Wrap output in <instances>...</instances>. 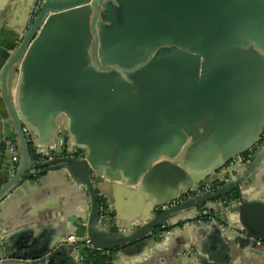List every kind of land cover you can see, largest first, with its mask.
Masks as SVG:
<instances>
[{
	"label": "water",
	"instance_id": "water-1",
	"mask_svg": "<svg viewBox=\"0 0 264 264\" xmlns=\"http://www.w3.org/2000/svg\"><path fill=\"white\" fill-rule=\"evenodd\" d=\"M34 2L28 6L20 31V46L0 78L22 154L18 151L21 166L17 164L12 179L0 187V200L22 178L59 169L75 172L78 178L72 179L91 191V225L112 235L107 243L100 242L92 236L90 226L86 239L106 253L162 232L169 225L168 217L182 210L195 208L199 219L209 220L218 210L206 207L208 203L215 202L220 207V201L227 199L229 210L242 204L240 185L252 175L256 158L264 148V0H44L30 19ZM73 37L78 39L72 49L77 62L86 66V77L95 82L90 86L84 84L83 78H71L65 72ZM91 43L89 57L86 49ZM101 59L109 66L104 67ZM32 66L43 81L35 90L42 99L26 97L17 112L6 90L9 70L15 68L18 78L29 80ZM136 72L143 73L138 78L143 80L146 91L131 94L132 102L120 101L125 94H116L113 99L106 92L105 84L112 78L118 88L136 87ZM76 81L83 85L63 88ZM60 91L64 95L62 102ZM142 95L150 101L145 106L139 99ZM258 107L261 110L256 112ZM60 111L68 112L75 121L76 147L64 137L62 147L48 154L37 152L39 160L32 162L22 128L28 130L31 142L39 129L44 142L53 129V114ZM136 113L146 115L135 117ZM152 113L158 116L156 125H164L157 135L143 133L154 118L147 114ZM130 116L136 119L133 124L138 123L137 128L128 127ZM181 129L190 134L191 140L180 157L188 152L196 157L200 169L190 163L185 166L184 161H158L161 154H178L188 138ZM167 141L173 143L174 149H161L162 142ZM33 145L36 149L37 145ZM249 150L253 153L244 163L243 176L236 171L243 163H235L222 177L211 178L212 173ZM78 151L81 153L76 156ZM118 171L136 175L128 178L134 182L142 177L145 187L156 196L182 187L175 197L155 199L151 214L202 182L218 186L159 214L149 225L144 220L123 224L107 198L92 186V180L101 182L103 174L116 176ZM98 197L107 207L102 222ZM7 258L2 238L0 264H5Z\"/></svg>",
	"mask_w": 264,
	"mask_h": 264
},
{
	"label": "crops",
	"instance_id": "crops-1",
	"mask_svg": "<svg viewBox=\"0 0 264 264\" xmlns=\"http://www.w3.org/2000/svg\"><path fill=\"white\" fill-rule=\"evenodd\" d=\"M32 2L33 0H0V78L4 67L20 46V31L29 11L28 6ZM69 42L71 54H69L65 72L71 78H83L84 84L89 86L94 84V80L85 75L86 66L77 62V55L72 51L78 39L73 37ZM86 53L89 57L92 56V43L86 49ZM103 62H105L104 67L109 66L106 61ZM92 66L97 71L94 63ZM33 70L35 69L32 66L29 80L18 78L15 68L9 70L6 90L17 112L22 109L26 97L35 95L42 99V94L39 96L35 90L42 85L43 81L41 76ZM87 70H89L88 67ZM59 72L62 75L63 71ZM138 73L136 72L137 88L130 87V90L122 86L118 88L115 85L116 79L110 78L111 80L105 84L106 92L113 99V96H117L116 94H125L120 101L132 102L131 94H142L146 91L143 80L138 78L143 76V73ZM83 82L76 81L75 84L70 82L63 88L82 86ZM59 95L62 102L64 95L61 91ZM141 98L139 99L144 106L150 102L143 99L144 95ZM259 110L261 107H258L256 112ZM152 114L147 116L149 118L154 116L155 119H150L143 133L157 135V130L160 131L164 125H156L158 116ZM144 115L146 114L136 113L135 117ZM130 117L128 127L137 128L138 123L136 126L133 124L136 119ZM53 123V129L46 141L40 140L39 129L34 133L30 145L35 154L37 152L48 154L57 147H62L64 137H68L76 147L77 137L74 134L73 117L65 111L56 112L53 114ZM183 133H186L188 138L181 145L178 154H161L158 161L174 163L184 161L185 166L190 163L195 166V169H200L196 157L188 152L180 157L191 140L188 132L183 130ZM0 137L2 139L0 141V187H2L13 177L10 158L6 153V143L12 142L18 145V151L20 155L22 154L16 126L3 99L1 83ZM33 143L37 145L36 149L33 148ZM162 144L163 147H160L165 151L174 149L172 142L167 141ZM80 153L78 151L76 156ZM17 164L21 166L22 160L18 159ZM227 168L228 165L218 169L212 173L211 178L222 177ZM236 171L237 175L243 176L246 166L243 164ZM25 174L29 175L28 172ZM72 176L78 178L75 172L59 169L47 171L34 178H22L2 197L0 200L1 235L3 254L8 257L5 264H34V262H37L36 264H78L73 259V250L67 243V238L73 236L77 241L86 239L89 236L90 226L92 236L98 241L107 243L111 240L112 235L107 230L91 225L93 205L91 191L87 186L77 184ZM91 177L94 176L91 175ZM101 177V182L92 180L93 189L97 194L102 193L107 198L112 212L121 219L123 224L138 220H144V224L145 222L148 225L151 224L160 214L157 212L151 214V203L155 199L166 200L169 197H175L182 190L180 186L174 187L164 196H156L153 191L145 187L142 177L137 182L128 180V178L136 177L133 173L129 176L124 171H118L116 176L103 174ZM79 180L83 181L82 178ZM203 183L206 181L200 184ZM240 190L242 192L240 206L229 210L227 199L221 200L222 203L220 201V207L215 205V202L208 203L206 207L214 210L217 208L218 213H213L214 218L203 222L198 220L200 213L195 208L170 215L167 223L169 225L162 232L154 233L151 237L136 239L128 245L111 250L108 253L107 264H264V148L256 158L252 175L240 185ZM232 194L235 196L237 192ZM191 251L193 255H190Z\"/></svg>",
	"mask_w": 264,
	"mask_h": 264
},
{
	"label": "built area",
	"instance_id": "built-area-1",
	"mask_svg": "<svg viewBox=\"0 0 264 264\" xmlns=\"http://www.w3.org/2000/svg\"><path fill=\"white\" fill-rule=\"evenodd\" d=\"M44 0H35V2L33 3V6L31 8V13H30V19H33L36 14L38 13L41 5L43 4ZM22 132L24 134L25 140L27 143H31V138L29 135L28 130L23 127L22 128ZM6 153L10 158V162H11V172L12 174L15 173L16 168H17V163H18V159H19V154H18V149L16 147V145L12 142H7L6 143ZM252 150H249L241 155H238L234 158V160L232 162H230L228 164V166H232L235 163H247L251 156H252ZM228 181V178L225 179V182ZM214 189L210 188L209 183H204L201 186H197L194 190H189L185 193H183L178 199L172 200L171 202L167 203L166 205H163L161 207H157L155 209V211L157 213H164L170 209H173L177 206H179L181 203L187 201V200H191L193 198H195L196 196H202L205 194H208L210 192H212ZM98 199H101V197L97 198L98 201V211H99V222H102L103 219L105 218L106 212H107V207L105 204V201L102 202ZM1 218H0V246L2 244V237H1ZM67 242L69 243V245H71V248L73 250V254H75V259L78 263H82V264H93V261L90 259V257L88 256V254L90 252H94V251H100L95 249L91 243L89 242V240L84 239L82 241H77V239H75L73 236L68 237Z\"/></svg>",
	"mask_w": 264,
	"mask_h": 264
},
{
	"label": "trees",
	"instance_id": "trees-1",
	"mask_svg": "<svg viewBox=\"0 0 264 264\" xmlns=\"http://www.w3.org/2000/svg\"><path fill=\"white\" fill-rule=\"evenodd\" d=\"M27 148H28V153H29V158L32 162H37L39 160V156L37 154L34 153V150L32 149L30 143H27ZM218 186V183H215L213 185V189H215ZM102 202L103 199H98ZM201 221H205L208 220L207 217H201L200 219ZM88 256L90 257V259L93 261V264H107V257H108V253L106 252H102V251H94V252H90L88 254Z\"/></svg>",
	"mask_w": 264,
	"mask_h": 264
},
{
	"label": "flooded vegetation",
	"instance_id": "flooded-vegetation-1",
	"mask_svg": "<svg viewBox=\"0 0 264 264\" xmlns=\"http://www.w3.org/2000/svg\"><path fill=\"white\" fill-rule=\"evenodd\" d=\"M206 183H207V182H206ZM203 184H204V183H203ZM201 185H202V184H199L198 187L201 186ZM209 185H210V188L212 189V188H213V185L210 184V183H209ZM160 214H161V213H160ZM73 259H74V261H75L76 263H78V262L76 261V259H75V254H73ZM78 264H82V263H78Z\"/></svg>",
	"mask_w": 264,
	"mask_h": 264
}]
</instances>
